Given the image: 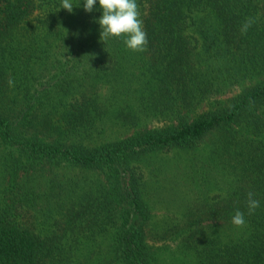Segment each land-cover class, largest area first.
<instances>
[{
	"label": "trees",
	"instance_id": "trees-1",
	"mask_svg": "<svg viewBox=\"0 0 264 264\" xmlns=\"http://www.w3.org/2000/svg\"><path fill=\"white\" fill-rule=\"evenodd\" d=\"M71 2L0 0V264H264V0H137L144 52L100 40L99 0ZM170 151L190 168L169 262L147 237L143 162Z\"/></svg>",
	"mask_w": 264,
	"mask_h": 264
},
{
	"label": "rangeland",
	"instance_id": "rangeland-1",
	"mask_svg": "<svg viewBox=\"0 0 264 264\" xmlns=\"http://www.w3.org/2000/svg\"><path fill=\"white\" fill-rule=\"evenodd\" d=\"M258 80L259 78H247L236 83H228L223 92L224 94L203 101L197 109V113L209 108L217 99L235 94ZM195 113L191 112V115H195ZM168 121H170L168 116L162 114L144 116L136 126H114V128L107 131L106 138H123L142 128L163 126L168 124ZM203 150L201 149L202 153L205 152ZM4 151V148L0 146V153ZM186 156L182 151L160 152L146 157L143 162L146 168L145 198L149 203L152 214L147 228V237L157 247H162L164 254H161V257L169 262L171 260L169 257L175 245L173 243L174 238L169 236V232H165V229L169 224L177 221L179 211L185 207L189 197V189L180 182L185 174L189 176V160ZM77 172L80 171L77 169ZM90 175L94 176V173H88V177ZM165 236L166 238H164Z\"/></svg>",
	"mask_w": 264,
	"mask_h": 264
},
{
	"label": "clouds",
	"instance_id": "clouds-1",
	"mask_svg": "<svg viewBox=\"0 0 264 264\" xmlns=\"http://www.w3.org/2000/svg\"><path fill=\"white\" fill-rule=\"evenodd\" d=\"M96 3L97 0H84V10L91 13ZM99 6L102 9V15L97 23L101 28L100 40L102 42L106 44L109 39H119L131 51L144 52L147 50L148 37L137 0H99ZM61 8L71 13L73 11L71 0H62ZM256 22L257 20L252 17L246 18L240 28L241 33L246 34ZM7 83L10 87L14 86L12 78H9ZM259 207L260 202L254 198V193L248 192V215L254 214ZM231 222L236 227H244L246 224L245 214L237 210Z\"/></svg>",
	"mask_w": 264,
	"mask_h": 264
}]
</instances>
